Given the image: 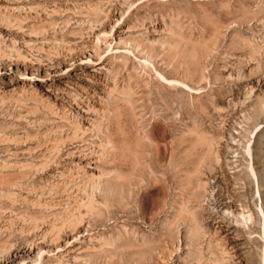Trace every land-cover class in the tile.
<instances>
[{
    "label": "rangeland",
    "instance_id": "1",
    "mask_svg": "<svg viewBox=\"0 0 264 264\" xmlns=\"http://www.w3.org/2000/svg\"><path fill=\"white\" fill-rule=\"evenodd\" d=\"M0 264H264V0H0Z\"/></svg>",
    "mask_w": 264,
    "mask_h": 264
},
{
    "label": "bare ground",
    "instance_id": "2",
    "mask_svg": "<svg viewBox=\"0 0 264 264\" xmlns=\"http://www.w3.org/2000/svg\"><path fill=\"white\" fill-rule=\"evenodd\" d=\"M84 55H85V54H84ZM85 60H86V56L82 57L80 61H81L82 64H83V63H86ZM73 64H74V63H73ZM99 68H101V67L99 66ZM59 69H60V68H59ZM53 72H54V71H53ZM58 72H61V70L56 71V72L54 73V75L52 74V77L50 78L52 81H55V80L57 81V78H58L59 76H61V73H62V72H61L60 74H58ZM50 75H51V74H49L48 76H50ZM33 77H34V76H33ZM34 78H37V77L35 76ZM44 78H45V77H44ZM50 79H48V80H50ZM35 80H36V79H35ZM35 80H34V81H35ZM37 80H39V79H37ZM39 81H40V80H39ZM41 81H42V80H41ZM43 82H45V81H42V83H43ZM50 82H51V81H50ZM60 82H61V81H60ZM36 83H37V82H36ZM40 85H41V84H40ZM48 86H49V85H48ZM46 89H48V88H46ZM50 90H51V89H50ZM46 91L50 92L49 90H46ZM92 124H93V123H92ZM83 144H84V143H83ZM254 172H255V171H254ZM104 176H105V175H104ZM257 178H258V175H257Z\"/></svg>",
    "mask_w": 264,
    "mask_h": 264
}]
</instances>
